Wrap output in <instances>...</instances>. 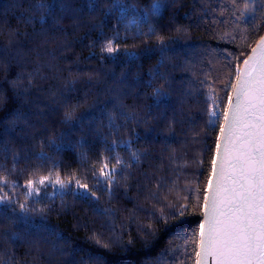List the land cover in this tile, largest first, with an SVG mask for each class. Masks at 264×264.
<instances>
[{
    "label": "trees",
    "instance_id": "trees-1",
    "mask_svg": "<svg viewBox=\"0 0 264 264\" xmlns=\"http://www.w3.org/2000/svg\"><path fill=\"white\" fill-rule=\"evenodd\" d=\"M263 36L264 0H0V264H197Z\"/></svg>",
    "mask_w": 264,
    "mask_h": 264
},
{
    "label": "water",
    "instance_id": "water-1",
    "mask_svg": "<svg viewBox=\"0 0 264 264\" xmlns=\"http://www.w3.org/2000/svg\"><path fill=\"white\" fill-rule=\"evenodd\" d=\"M197 264H264V36L241 66L223 123Z\"/></svg>",
    "mask_w": 264,
    "mask_h": 264
},
{
    "label": "rangeland",
    "instance_id": "rangeland-1",
    "mask_svg": "<svg viewBox=\"0 0 264 264\" xmlns=\"http://www.w3.org/2000/svg\"><path fill=\"white\" fill-rule=\"evenodd\" d=\"M72 183L70 181L64 182L61 181L59 178H52V177H42L40 179V184L42 186H50L54 191H63L67 188V186L71 185ZM72 189L75 191L81 190L84 191L83 188H81V186L79 184L74 183V185L72 186ZM26 190L28 193H37L38 191H36L34 189V185H28L26 187Z\"/></svg>",
    "mask_w": 264,
    "mask_h": 264
}]
</instances>
